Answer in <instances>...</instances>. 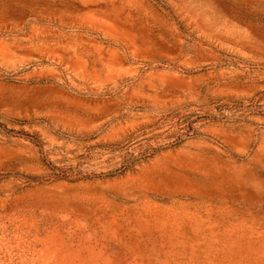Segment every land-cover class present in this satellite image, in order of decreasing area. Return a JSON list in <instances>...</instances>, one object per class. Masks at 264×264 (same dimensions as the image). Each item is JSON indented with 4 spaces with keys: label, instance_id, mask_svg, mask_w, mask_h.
Returning a JSON list of instances; mask_svg holds the SVG:
<instances>
[{
    "label": "rangeland",
    "instance_id": "1",
    "mask_svg": "<svg viewBox=\"0 0 264 264\" xmlns=\"http://www.w3.org/2000/svg\"><path fill=\"white\" fill-rule=\"evenodd\" d=\"M0 264H264V0H0Z\"/></svg>",
    "mask_w": 264,
    "mask_h": 264
}]
</instances>
